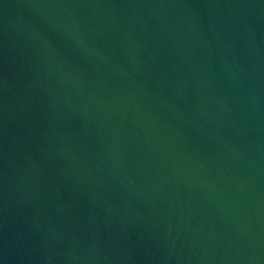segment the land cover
<instances>
[{"label":"water","instance_id":"1","mask_svg":"<svg viewBox=\"0 0 264 264\" xmlns=\"http://www.w3.org/2000/svg\"><path fill=\"white\" fill-rule=\"evenodd\" d=\"M0 264H264V0H0Z\"/></svg>","mask_w":264,"mask_h":264}]
</instances>
